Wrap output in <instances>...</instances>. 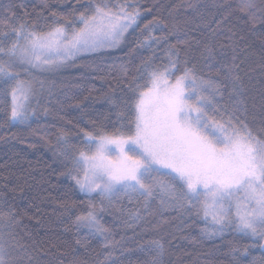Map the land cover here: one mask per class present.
<instances>
[{"label":"snow or ice","instance_id":"snow-or-ice-1","mask_svg":"<svg viewBox=\"0 0 264 264\" xmlns=\"http://www.w3.org/2000/svg\"><path fill=\"white\" fill-rule=\"evenodd\" d=\"M75 2L81 7L68 15L53 10L50 0H40L34 16L17 15L14 8L23 5L12 4L0 15V128L30 130L52 145L61 175L86 197L71 220L75 244L87 250L89 241L99 238L107 251L89 262L75 251L69 255L57 248L55 254L35 240L24 241L16 231L21 224L16 205L0 192V264H123L115 254L131 249L125 236L117 240L103 222L106 212L124 229L147 222L151 228L144 231L158 233L139 244L135 264H172L177 237L161 231L171 221H179L180 232L202 222L198 235L180 238L196 245L227 242L223 254L229 264H264V0H181L169 19L156 14L143 27L139 0ZM179 15L185 23L196 18L199 39L180 37L187 30ZM129 39L152 56L118 65L117 87L125 84L128 94L106 97L118 127L109 130L103 121L89 120L92 127L79 129L78 143L63 127L53 133L54 141L33 128L39 115L50 112L52 76L88 57L82 66L99 69L100 54ZM162 44L164 61L158 64L153 56ZM193 47L199 54L195 62ZM86 78L81 75L62 91L78 107L89 96L81 99L71 89L84 87L80 81ZM45 96L48 104L41 102ZM81 113L83 119L86 108ZM12 138L16 133L0 134V141ZM60 206L67 212L76 204L63 200ZM81 229L87 234L79 235Z\"/></svg>","mask_w":264,"mask_h":264},{"label":"trees","instance_id":"trees-1","mask_svg":"<svg viewBox=\"0 0 264 264\" xmlns=\"http://www.w3.org/2000/svg\"><path fill=\"white\" fill-rule=\"evenodd\" d=\"M139 2L142 5L141 27H143V23L156 14L166 20L169 19V11L181 0H139ZM39 3L40 0H0V15H7L6 8L12 4L23 5V7L14 8L17 15L23 16L27 12L30 16H34L41 11ZM50 7L58 13L68 15L74 8H79L81 5L76 4L75 0H50ZM148 7H152V12L143 11L144 8ZM47 15L48 13L45 12V16ZM178 20L180 26L187 30L180 33L181 38L187 36L192 41L200 38L198 31L195 30L196 18L193 17L190 23H185V17L179 15ZM156 35H160L159 30H157ZM136 36L139 37L140 33L137 32ZM169 39L175 43L176 37L171 36ZM164 47L163 44L158 47L155 56H153L158 64L164 61ZM254 47L258 48V45ZM133 48H136V45L132 39H129L120 48L100 54V58L97 60V63L101 65L99 69H88L82 66L85 61L92 59L88 57L82 58L81 63L76 67L66 68L62 73L52 76V79L56 81V86L52 103L48 105L50 112L47 116L39 115V119L33 122V128L39 126V132L47 133L48 138L54 141L53 133L58 128L63 127L71 132L70 139L78 143L81 138L78 134L79 129H91L92 127L88 123L89 120L103 121L109 130L118 127L116 110L106 99L109 94L117 100L128 94L125 84H120L117 87L120 78L118 65L128 60L138 64L141 55L144 57L152 56V53L147 49L139 48H136L135 54L129 55ZM198 56V52L193 47L190 59L195 62ZM216 67L213 65L214 72ZM81 75L87 77L80 81L84 87L72 88L71 92L81 96V99L83 96H89V99L78 107L77 102L66 99L62 95V91L69 90L67 86L77 83V78ZM93 86L95 90H92ZM256 87H259L258 83ZM89 93L91 94L89 95ZM57 99L62 102V107L56 103ZM41 102L48 104L47 97H42ZM82 107L86 108V116L83 119H81ZM12 133H16V138L0 141V192L4 193L16 205L21 220L16 231L20 233L24 241L35 240L41 246L50 248L52 253L58 254L56 253L57 248L69 255L75 251L88 259L89 262L96 259L98 253L106 252L107 250L103 248L99 238L91 239L87 250L75 244L78 234L71 224V220L74 219L75 213L84 208L85 205L82 202L86 200V197L76 189L72 180L61 175L64 168L58 157L53 154L52 145L41 140L39 135H32L30 130L15 127L11 129L0 128V134L6 135L8 138L12 136ZM4 185H7V188ZM63 200L74 201L76 207L66 212L60 206V201ZM123 202L126 203V200ZM101 215L103 222L113 229V234L117 240L121 236L126 237V242L131 250L126 251L123 256L119 253L115 254L123 264H128L129 261L135 264L141 255L137 250L139 244L146 243L148 239L158 235L157 232L151 230L144 231L145 228H151L147 222L136 229H124L120 227V221L114 219L113 215L107 212ZM164 215L168 217L171 213ZM149 220L155 221L156 217H150ZM178 224L179 221H171L161 229L166 234L172 233L177 237L172 249L173 255L170 257L172 264H204L208 260L229 264L230 257L223 254L227 251V242L221 243L218 240L215 244L209 241L196 245L180 238L189 233L194 236L198 235L199 226H202V222L198 221V226L185 228L183 232L177 230L176 225ZM66 228L69 230L66 231ZM134 233L136 235L133 237ZM86 234V229L80 230L79 235ZM129 237L133 238L127 239ZM244 242L247 243L246 240ZM52 244H55L56 247L51 248ZM177 245L178 247H176ZM252 252L253 255H260L259 249H253Z\"/></svg>","mask_w":264,"mask_h":264},{"label":"rangeland","instance_id":"rangeland-1","mask_svg":"<svg viewBox=\"0 0 264 264\" xmlns=\"http://www.w3.org/2000/svg\"><path fill=\"white\" fill-rule=\"evenodd\" d=\"M83 194V193H82Z\"/></svg>","mask_w":264,"mask_h":264}]
</instances>
